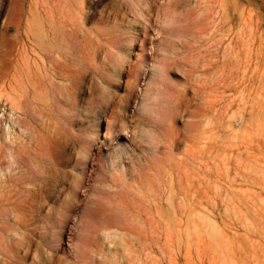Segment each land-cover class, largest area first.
<instances>
[{"label": "rangeland", "instance_id": "obj_1", "mask_svg": "<svg viewBox=\"0 0 264 264\" xmlns=\"http://www.w3.org/2000/svg\"><path fill=\"white\" fill-rule=\"evenodd\" d=\"M4 8L0 264H264V0ZM38 10L71 25L75 66L42 104L18 83L37 79L24 29Z\"/></svg>", "mask_w": 264, "mask_h": 264}, {"label": "bare ground", "instance_id": "obj_2", "mask_svg": "<svg viewBox=\"0 0 264 264\" xmlns=\"http://www.w3.org/2000/svg\"><path fill=\"white\" fill-rule=\"evenodd\" d=\"M65 1V0H64ZM41 3L42 2H39V4L41 5ZM48 3V2H47ZM38 5V4H37ZM36 6V5H35ZM34 6V7H35ZM39 6V5H38ZM37 6V7H38ZM46 6V5H45ZM53 6V5H52ZM76 6V5H75ZM33 7V8H34ZM42 6H40V8H41ZM54 7V6H53ZM60 7V6H59ZM80 7H81V5H80ZM43 8V7H42ZM56 8V7H55ZM64 8V7H63ZM32 9V8H31ZM46 9V8H45ZM49 9H51V8H49ZM44 10V9H43ZM6 11V9L4 8L3 10H0V16L2 17V15H4L3 13ZM53 11V10H52ZM7 13H6V18H5V20H4V27H9L10 26V24H12L13 23V16H12V13L10 12V11H6ZM80 12V11H79ZM59 13H61V12H59ZM51 14H53V13H51ZM70 14V13H69ZM67 17V16H66ZM65 18V17H64ZM174 16H171L170 18H169V22L170 23H172L173 24V22H174ZM66 19V18H65ZM71 22V21H70ZM73 23V22H72ZM16 25H18V24H16ZM19 26H20V24H19ZM76 26V25H75ZM75 26H74V28H75ZM18 27V26H17ZM24 27V26H23ZM71 27V25L68 23V21L66 22L64 19H62L60 22H57V21H55L54 19H53V16L52 15H46V14H44L43 12H41V10L39 11L38 10V12H36V13H33L32 15H31V17H30V19L28 20V23H27V26H26V28L24 29L25 30V34H26V37L28 38V40L30 39L33 43L32 44H34V45H32V46H34L33 47V52H34V62H35V65L34 66H36V67H34V68H36V74H37V79H36V76L35 77H33V78H31L32 77V75H30L29 76V74H25V76L23 75L24 73H22V75L25 77V79L23 80V82L22 83H20L19 81H18V83H19V85H20V87L21 88H27V86L29 85V87L30 86H32L33 87V89H34V91L38 94V100H39V102L42 104V103H47L48 101V98H45L46 97V94H47V89L48 88H50V89H53L54 87H57V88H61V87H63V86H66L67 85V82H68V80H71V78H73V76L71 75V73H72V71L71 72H69V70H71V69H74V65H72V63H70V61H69V56H70V54H71V48L73 47L72 45V43L70 42V40L68 39V28H70ZM77 27V26H76ZM2 28V27H1ZM21 28H22V26H21ZM17 31H19V29L17 30ZM17 34H18V32H17ZM16 34V35H17ZM21 34V33H20ZM25 37V38H26ZM18 39V38H17ZM23 40H24V38H23ZM17 41V40H16ZM19 41V40H18ZM20 42H21V40H20ZM25 42V41H24ZM23 42V43H24ZM22 43V44H23ZM27 43V42H26ZM31 43V42H30ZM29 43V44H30ZM75 45V44H74ZM23 46H25V44H23ZM22 46V47H23ZM26 47H29V45H27ZM76 47V46H75ZM19 49V48H18ZM17 49V50H18ZM23 49H24V47H23ZM27 48H25V50H26ZM74 49V48H73ZM20 50H22V49H20ZM29 50H31V48L29 49ZM29 50H28V52H29ZM98 50H99V47H98ZM23 52H24V50H23ZM26 52V51H25ZM32 52V51H31ZM27 53V52H26ZM26 55V54H25ZM24 55V56H25ZM21 56V55H20ZM23 56V55H22ZM21 56V57H22ZM81 56V55H80ZM20 57V58H21ZM26 57H24V59H25ZM30 58V57H29ZM28 58V59H29ZM95 58V57H94ZM18 59V58H17ZM22 60V59H21ZM26 63V62H25ZM28 63H29V61H28ZM31 63H32V60H31ZM22 65H24V64H22ZM28 66V65H27ZM17 67V66H16ZM18 67H20V65L18 66ZM24 67V66H23ZM17 70H18V68H16ZM21 69V68H20ZM27 68H25V70H26ZM33 70V69H32ZM29 71V70H28ZM18 74H19V71H18ZM18 74H17V76H18ZM16 76V77H17ZM34 76V75H33ZM162 79H165V78H167V76L166 75H161L160 76ZM22 78V77H21ZM18 80V79H17ZM22 80V79H21ZM76 84V83H75ZM70 86H72L73 88H75L76 89V86L74 85V84H70ZM70 86H69V89L71 90V88H70ZM18 87V86H17ZM31 87V88H32ZM68 87V86H67ZM66 87V88H67ZM68 89V88H67ZM24 90V89H23ZM26 90V89H25ZM16 91V90H15ZM19 91H20V89H19ZM31 91H33V90H31ZM33 91V92H34ZM29 92H30V89H29ZM29 92H27V93H29ZM45 92V93H44ZM26 93V92H25ZM22 94V93H21ZM60 94V93H59ZM26 95V94H25ZM47 95H49V94H47ZM105 94L103 93V96H104ZM36 96V95H35ZM66 96V95H65ZM49 98H50V96H48ZM22 97H20L17 101H9V103H10V111L11 112H14V113H20V114H25L24 113V102L26 101V100H22L21 99ZM28 99V98H27ZM29 101V100H28ZM30 103H31V101H30ZM36 104V103H35ZM50 104H51V102H50ZM33 104L31 103V106H32ZM34 107H36V106H34ZM43 107H44V105H43ZM43 107H42V109H43ZM30 108V107H29ZM32 108H33V106H32ZM37 108L39 109V107L37 106ZM34 110V109H33ZM45 110V109H44ZM27 111H30V110H28V108H27ZM36 111V110H35ZM31 112V111H30ZM37 113V112H36ZM38 113H40V110L38 111ZM13 115V114H12ZM30 115V114H29ZM28 115V116H29ZM31 115H32V113H31ZM11 116V115H10ZM17 117V116H16ZM15 118V117H14ZM18 118V117H17ZM17 118H15V119H11L12 121H13V123L14 124H17L18 125V123L19 124H21L22 122H23V120L26 118H24V119H21L20 117L17 119ZM32 118H33V120H34V115L32 116ZM36 119H38L39 120V118H37L36 117ZM31 120V119H30ZM40 121V120H39ZM38 121V122H39ZM42 121H44V119L42 120ZM54 121V120H53ZM27 122H29V126H30V128L27 126V125H25V124H23V126H21L22 127V129H23V131H25V132H27L28 134H31L32 136L34 135L35 136V134H36V126H35V124H30L31 122L28 120ZM36 122V121H35ZM40 124V123H39ZM38 124V125H39ZM24 125H25V127H24ZM18 126H20V125H18ZM20 127V128H21ZM38 131H39V129H38ZM37 131V132H38ZM43 131V130H42ZM42 135H44V134H42ZM34 136H33V139H34ZM39 136V135H38ZM37 136V137H38ZM39 138V137H38ZM37 138V139H38ZM44 138V137H43ZM41 140H42V138H40ZM47 140V139H46ZM39 141V140H38ZM43 141V140H42ZM50 141V140H49ZM40 143H41V141H39ZM44 144H42V146H43ZM45 146V145H44ZM43 146V147H44ZM47 146V145H46ZM42 147V148H43ZM43 150H45V149H43ZM48 150H49V148H48ZM52 151V150H51ZM42 152V151H41ZM36 153V152H35ZM47 153V152H46ZM53 153V152H52ZM51 153H49V155H50ZM29 155V154H28ZM37 156H38V154H36ZM52 155H54V157H55V154H52ZM19 156V155H18ZM22 156V155H21ZM47 156V155H46ZM52 157V156H51ZM44 158V157H43ZM17 159V158H16ZM16 159H14V163H13V165L14 164H16L17 162H18V159L16 160ZM53 159V158H52ZM20 161H21V164H22V159L20 158L19 159ZM30 160V159H29ZM23 161H25L24 159H23ZM35 161V160H34ZM55 161V160H54ZM20 163V162H19ZM17 167V166H16ZM18 167H19V165H18ZM46 182V181H45ZM46 184V183H45ZM48 184V183H47ZM110 188H112V187H110ZM32 192V191H31ZM38 195H39V193H38ZM45 196H46V194H45ZM30 197V196H29ZM48 197V196H47ZM33 199H35V198H33ZM19 200V199H18ZM24 200V199H23ZM3 201V200H2ZM17 201V200H16ZM21 203V202H20ZM19 207H21V206H19ZM20 209V208H19ZM23 209V208H22ZM27 209V208H26ZM31 209V208H30ZM29 209V210H30ZM21 210V209H20ZM25 210V209H24ZM33 210V209H32ZM26 211V210H25ZM20 214V213H19ZM18 219V218H17ZM23 220V219H22ZM25 220V219H24ZM12 221V220H11ZM17 223V222H16ZM18 224V223H17ZM21 224V223H20ZM24 225H26V224H24ZM18 226H20V225H18ZM22 226V225H21ZM21 226H20V228H21ZM28 226H31V224L29 225L28 224ZM23 228V227H22ZM21 228V229H22ZM8 229H11V227L10 228H8ZM21 229H20V232H21ZM7 230V229H6ZM23 232V231H22ZM13 234V233H12ZM15 234H18V233H15ZM9 235V234H8ZM19 235V234H18ZM21 235H23L22 233H21ZM21 235L19 236V237H21ZM25 235H27V234H25ZM6 236V235H5ZM30 237V236H29ZM8 238V237H7ZM21 238H23V239H25L24 237H21ZM34 238H36V237H34ZM19 239V238H18ZM27 239V238H26ZM2 239H0V241H1ZM29 240H30V238H29ZM12 241V240H11ZM26 240H24V241H19V242H21V243H23V244H21V245H24ZM5 242V241H4ZM32 242V241H31ZM37 242H39V241H37ZM13 243V242H12ZM17 244V243H16ZM30 244V247H31V243H29ZM40 244V243H39ZM38 244V245H39ZM26 245V244H25ZM37 244H35L34 246H36ZM4 246H8V244L7 245H4ZM13 246V245H12ZM15 246H17V247H19L18 245H15ZM40 246V245H39ZM3 247V246H2ZM10 247H11V245H10ZM16 247V248H17ZM22 247H26V246H22ZM27 247H29L28 245H27ZM38 247V246H37ZM33 249H34V247H32ZM27 249V251H28V248H26ZM17 250V249H16ZM20 250V249H19ZM25 250V249H24ZM35 250H37V248H35ZM4 251V250H3ZM15 251V250H14ZM13 251V252H14ZM2 252V251H1ZM0 252V253H1ZM19 252V251H18ZM24 252V251H23ZM31 251L29 250V253H30ZM34 252V251H33ZM49 252V251H48ZM8 253V252H7ZM38 253V252H37ZM10 254V253H9ZM47 255V254H46ZM15 256V255H14ZM24 256V255H23ZM26 257V256H25ZM24 257V258H25ZM29 257V256H28ZM24 258H22L24 261H25V259ZM49 258V257H48ZM22 260V261H23ZM23 261V262H24ZM47 263H49V262H47ZM46 263V264H47ZM50 264V263H49Z\"/></svg>", "mask_w": 264, "mask_h": 264}]
</instances>
